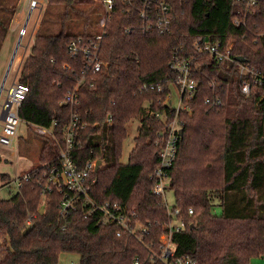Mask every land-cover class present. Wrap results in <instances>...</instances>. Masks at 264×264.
Wrapping results in <instances>:
<instances>
[{
  "label": "trees",
  "instance_id": "1",
  "mask_svg": "<svg viewBox=\"0 0 264 264\" xmlns=\"http://www.w3.org/2000/svg\"><path fill=\"white\" fill-rule=\"evenodd\" d=\"M91 1L47 0L50 10L55 5V22L61 27L55 33L44 32L43 15L30 52L20 64L16 80L29 90L17 115L28 124L52 127L53 134H42L48 136L29 179L14 194L0 199V264H57L62 253L78 254L77 264H165L158 257L160 236L171 216L165 199L153 192L151 174L160 159V145L155 141L166 123L163 117L171 120L175 112L163 103L177 80L170 67L175 50L202 63L195 75L194 96L182 99L188 109H180L178 118L185 124L175 159L166 169L171 184L167 189L174 194L172 209H178L177 217L185 222L172 235L175 252L196 264H250L253 257L264 256V86L243 93L234 62L207 63L192 48L198 38L234 40L233 54L263 71L264 35L257 33L264 27L254 25L261 22L260 11L248 17V26L243 27L235 26L233 20L245 2L156 0L168 7L171 21L169 31L159 33L147 29L148 21L139 13L154 0H113L102 27L99 58L103 65L92 72L82 53L73 55L68 49L71 40L86 41L100 33L92 31V17H84L98 11ZM148 5L153 21L155 4ZM14 12L15 7L0 0L2 35ZM72 17L85 18L82 30H67L79 27ZM144 84L154 87L142 90ZM76 87L80 124L86 127L76 138L74 158L80 166L89 159L103 162L88 194L97 203L117 201L134 209L138 226L134 234L116 223H102L97 210L85 215L90 205L83 202L77 211L62 212V193L56 189L42 195L47 164L56 160L70 116L65 96ZM216 95L222 100L220 107L205 101ZM109 113L110 125L106 123ZM136 117L141 123L128 161L123 163L126 124ZM215 205L221 207L219 215L212 212ZM28 226L32 228L24 234Z\"/></svg>",
  "mask_w": 264,
  "mask_h": 264
},
{
  "label": "built area",
  "instance_id": "2",
  "mask_svg": "<svg viewBox=\"0 0 264 264\" xmlns=\"http://www.w3.org/2000/svg\"><path fill=\"white\" fill-rule=\"evenodd\" d=\"M148 1L144 5V8L140 10V17L148 21L147 29L155 28L159 33H165L170 29V17L168 15V7L162 1ZM245 2L244 9H239L237 15L234 17L233 23L235 26L247 27V18L255 16L257 11H260L262 17L261 22H255L254 25L264 27V0H237ZM34 0V4H35ZM105 8V14L109 13L112 9L113 0H100ZM155 4L154 12L156 11V19L152 21L151 14L148 11L147 4ZM148 5V6H149ZM147 7V8H146ZM104 14V16H105ZM105 19L102 18L101 25L104 27ZM102 27L100 33L95 34L93 37L87 38L86 41L81 37L73 39L68 44L69 51L76 55L82 53L85 57V66L92 72H98L103 65L102 60L99 58L100 43L103 35ZM248 29V28H247ZM259 36L264 35L263 30L257 33ZM234 40H229L227 43L223 41H209L202 38H198L194 41L192 48L199 55L210 61H231L237 66L240 89L243 93L250 92L253 86H264V70L252 66L245 59L239 61L236 59V55L233 54ZM241 56V55H240ZM202 63L193 55L181 56L178 51L173 52V60L170 63L171 69L177 74V80L170 85V93L166 96L163 103L168 104L170 108H174V117L171 120L166 121L163 130L159 132L155 141L160 145L159 150V163L154 169L151 177L155 179L153 192L161 195L165 199V190L170 186V178L167 175V168H169L175 159L177 152V140L179 137V130L184 127V120L178 118L180 109H188L187 104L182 102V99H191L197 88L198 80L196 78V72L201 68ZM210 84L213 85V81L210 80ZM153 84H144L142 90L153 89ZM172 87H174L175 97L178 98V102L175 105L172 100ZM159 90L161 87L158 88ZM29 90L27 84L13 81L10 87L7 89V97L2 105V109L7 108V114L0 120V143L10 145L12 138L16 134L17 126L22 121L17 115V108L20 103L25 99V96ZM77 87L74 91L69 92L65 96L64 102L70 106L69 120L64 126L62 136V147L56 157L54 163L47 164L45 171L46 182L42 187V195L46 192L54 189L62 193L60 200V208L62 212L77 211L79 203L89 204L85 215H91L93 211L100 213V221L105 224L116 223L122 229H126L130 233L134 234L135 229V211L134 209L128 210L126 207L120 205L117 201L106 200L101 203L95 202L88 194L92 183L95 181V173L101 168L103 162L96 168V161L98 159H89L83 166L77 165L74 158L73 151L76 145V138L79 135V131L86 127V123L80 124V113L77 108L80 105L77 93ZM207 103L215 107L222 106V100L219 96L213 98H206ZM15 105L16 110L12 111V106ZM150 114L155 117H159L158 112L149 111ZM106 123L110 125L112 123V115L109 113L106 116ZM38 132L45 134L48 133L52 136L51 128H42L37 126ZM30 177L29 170L20 174L14 182L16 188H18L22 181L28 180ZM166 202V199H165ZM167 206V203H166ZM167 211L171 219L163 226V232L160 236L161 252L158 255L159 259H163L165 264H196V261L185 255H177L175 252V244L172 240L174 232L180 231L184 227V219L178 218V209H169ZM188 213H192L189 209ZM131 223V225H130ZM27 224H30V219L27 220ZM133 226H135L133 228ZM120 231L116 232L119 235ZM74 264V263H73Z\"/></svg>",
  "mask_w": 264,
  "mask_h": 264
},
{
  "label": "rangeland",
  "instance_id": "3",
  "mask_svg": "<svg viewBox=\"0 0 264 264\" xmlns=\"http://www.w3.org/2000/svg\"><path fill=\"white\" fill-rule=\"evenodd\" d=\"M35 1L34 4V0H1L2 3L5 2L6 6L15 7V12L5 34L2 35L3 31L0 32V112L1 105L7 97V89L14 81V78L15 80L17 79L21 60L30 52V47L34 40V33L41 22L42 16L44 15V32L55 33L61 27L59 22H55V5L54 9L50 10L47 0ZM90 3L95 5L98 11L92 14L89 13L84 17H92L89 21V24H92V31H100L105 8L100 0H93ZM17 11L20 12L19 15H15ZM29 11L30 15L26 28H22ZM95 16H99L100 18L97 23L93 20ZM84 17H72L70 20L78 23L79 27H71L67 30L74 32L82 30ZM171 89L172 100L176 105L178 98L175 97L174 87ZM15 110L16 107L13 105L12 111ZM140 123L141 118L136 117L126 124L127 135L122 144L120 157V161L123 163L128 161L129 154L135 144V137L137 136ZM37 129L35 124H28L25 121H21L17 126L16 134L12 138L11 144L5 145L0 143V199H6L14 194L17 189L14 182L18 176L39 163L40 145L48 134L42 135ZM2 177L4 178L2 179ZM164 196L167 207L171 209L174 204L173 190L171 188L166 189ZM43 208L44 205L40 206L41 210ZM212 212L215 215H219L221 213V207L219 205L213 206ZM1 243L2 239L0 237ZM1 254L2 250L0 249ZM78 260V254L62 253L57 264H77ZM250 264H264V256L253 257Z\"/></svg>",
  "mask_w": 264,
  "mask_h": 264
},
{
  "label": "water",
  "instance_id": "4",
  "mask_svg": "<svg viewBox=\"0 0 264 264\" xmlns=\"http://www.w3.org/2000/svg\"><path fill=\"white\" fill-rule=\"evenodd\" d=\"M29 15H30V11H29L28 16H27V18H26V21L28 20ZM25 25H26V23H25ZM14 55H15V53H14ZM236 59L239 60V61H241V60L244 59V57H243V56H240V55H237V56H236ZM8 109H9V106H8L7 108H4V109L1 110V113H0V120H2V119L5 117V115L7 114ZM182 132H183V130L180 129V130H179V133L182 134ZM100 162H101V161H100L99 159L96 161V168L99 166ZM31 228H32L31 226H28V227L23 231V233H24V234H27V233L29 232V230H31Z\"/></svg>",
  "mask_w": 264,
  "mask_h": 264
},
{
  "label": "crops",
  "instance_id": "5",
  "mask_svg": "<svg viewBox=\"0 0 264 264\" xmlns=\"http://www.w3.org/2000/svg\"><path fill=\"white\" fill-rule=\"evenodd\" d=\"M20 14V12L19 11H17L16 13H15V15H19ZM29 19V18H28ZM28 21V20H27ZM27 21L25 20V23H26V25H27ZM26 25L25 24H23V26H22V28L24 27V28H26ZM36 30V29H35ZM21 36V35H20ZM22 61V60H21ZM14 81H15V78H14ZM5 100H6V98H5ZM4 100V101H5ZM3 105V104H2ZM2 105H1V110H2ZM1 113V112H0Z\"/></svg>",
  "mask_w": 264,
  "mask_h": 264
}]
</instances>
